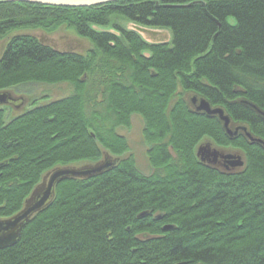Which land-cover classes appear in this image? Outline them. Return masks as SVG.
Masks as SVG:
<instances>
[{
  "label": "trees",
  "instance_id": "16d2710c",
  "mask_svg": "<svg viewBox=\"0 0 264 264\" xmlns=\"http://www.w3.org/2000/svg\"><path fill=\"white\" fill-rule=\"evenodd\" d=\"M111 15L168 29L170 40L148 42L116 24L96 28ZM62 25L91 48L60 51L15 34L0 52V90L32 82L73 88L41 104L32 98L7 122L0 107V218L17 212L56 163L96 159L102 149L126 153L117 129L133 113L143 117L152 170L141 172L129 156L99 175L59 182L17 243L0 249V264H264V148L233 139L248 150L238 174L197 163L192 149L202 135L228 141L216 118L191 112L180 94L220 105L264 140V119L241 103L264 111V0L0 2V35ZM167 219L174 222L163 228Z\"/></svg>",
  "mask_w": 264,
  "mask_h": 264
},
{
  "label": "water",
  "instance_id": "95a60500",
  "mask_svg": "<svg viewBox=\"0 0 264 264\" xmlns=\"http://www.w3.org/2000/svg\"><path fill=\"white\" fill-rule=\"evenodd\" d=\"M15 1L36 3L46 6L90 7L117 0H0V2ZM16 34H25L28 36L36 37V35L29 32H21ZM37 39L42 43L52 46L56 50L67 52L73 51L81 53V51L58 49L55 46L47 43L45 40H42L40 38ZM19 99L20 100L17 101V99L12 96V94L9 93L7 90L0 91V107L4 105H13L19 107L23 104V99ZM186 103L188 109L191 112L204 115L208 118H216L217 121L220 123L223 133L228 139L233 140L238 136H243L250 144L255 143L264 148L263 139L252 135L249 132V129L241 123L232 124L231 117L228 113L225 112L222 107H212L208 100L203 97L198 98L195 95L190 98V104L187 100ZM241 103L254 110L257 116L264 119V111L258 108L255 104L247 100L241 101ZM219 148L212 146L211 142H204L197 146L195 150V158L199 163L215 170L216 162L219 157L226 158V160L229 159L228 165H230L232 168H239L243 165L242 158L244 157L242 153L240 155V153L235 151L234 155H225L221 157L219 152L222 149ZM101 152L103 158L94 163H88L89 165H84L80 167L55 166L51 168V170L45 172L42 175L41 180L33 186L29 194L23 200L21 208L9 217L0 218V249L11 247L17 243L23 228L30 222V220L36 214L43 211L51 204L55 195V186L59 182L71 178H90L111 169L119 162L120 158H112L109 153L107 151L104 152L103 149L101 150ZM4 163L5 162L0 163V166ZM225 172L226 171H221L220 173L225 174ZM227 174L231 173L228 172ZM145 214L146 212H143L139 216L141 217ZM168 227L169 225H166L163 228Z\"/></svg>",
  "mask_w": 264,
  "mask_h": 264
},
{
  "label": "rangeland",
  "instance_id": "374dc122",
  "mask_svg": "<svg viewBox=\"0 0 264 264\" xmlns=\"http://www.w3.org/2000/svg\"><path fill=\"white\" fill-rule=\"evenodd\" d=\"M109 25L107 27H96L97 29H105V28H110L113 25H119L121 27L125 28H130L136 30L146 41L148 42H168L170 40V31L165 28H154V27H143V26H138L134 25L133 22L119 16V15H111L109 17ZM21 32H29L34 35H36L37 38H40L42 40H45L47 43L55 46L58 49L62 50H75V51H85L92 46L91 42L86 39L85 37L80 36L77 34L75 31L72 29H67L65 25H62L58 28L51 29V28H18V29H13L12 31H9L5 33L4 35H0V52L3 50L7 40L9 39L10 36L16 33H21ZM3 90H7L9 93L14 96L17 101L20 100L19 98L23 99V104L20 106L18 111H11L8 107H2L4 110V121L7 122L12 118L13 115L16 113L20 112L24 108H29L31 106L30 100L32 98H36L35 102L36 104H41L46 101L50 100H56L60 99L62 97L69 96L71 93H73V88L70 84L67 83H61V84H56V85H47V84H42V83H24L22 85H19L18 87H6ZM1 91V90H0ZM182 93L181 96L185 98L189 104H190V98L192 96H197L198 98H202L199 94L189 91H181ZM206 99V98H205ZM207 100V99H206ZM209 101V100H208ZM34 102V101H33ZM210 102V101H209ZM211 103V102H210ZM8 106V105H6ZM10 106V105H9ZM212 107H221L220 105H215L211 103ZM12 108L15 106L11 105ZM232 121V120H231ZM232 124H240L239 122H234L232 121ZM243 124V123H241ZM245 125L248 129L249 132L256 136L250 128ZM143 129H144V120L143 117L140 116L137 113H133L130 118V124L125 127H119L117 129V133L120 134L121 136L124 137V139L127 142L128 150H126V153L123 154H112L108 150L103 149V151H107L109 155L112 158H125V157H131L133 158V161L135 163V166L137 169H139L141 172L147 174L149 173L152 168L150 165V161L148 158V150H149V144L145 140L144 135H143ZM216 134V133H215ZM222 136L219 134H216L215 137L211 135H202L200 139L196 141V143L193 146L192 153L193 156L195 157V150L198 145L204 143V142H211L212 146L214 147H221L223 145L227 146L230 149L235 150L236 148L238 153H242L245 162L247 163V158H248V150L247 153L243 151L246 149V146H244L243 141L241 140H235L234 142L232 140H229L226 138L228 142H221ZM219 138V139H218ZM221 139V140H220ZM103 158L102 152L99 157L96 159H81L79 161L75 162H70V163H65V162H58L56 163L57 166H71V167H80L84 165H89L88 163H94L96 161H99ZM199 163V162H197ZM201 164V163H199ZM91 165V164H90ZM204 166L203 164H201ZM56 166V167H57ZM205 167V166H204ZM51 170V169H50ZM174 222L173 220H164L162 223L164 225L166 224H172ZM145 232V231H142ZM150 232V231H148Z\"/></svg>",
  "mask_w": 264,
  "mask_h": 264
},
{
  "label": "flooded vegetation",
  "instance_id": "af4514ba",
  "mask_svg": "<svg viewBox=\"0 0 264 264\" xmlns=\"http://www.w3.org/2000/svg\"><path fill=\"white\" fill-rule=\"evenodd\" d=\"M21 106V105H20ZM20 106H15L14 108H12L11 106H7L10 108L11 111H18ZM2 107V106H1ZM238 137H241V136H238ZM237 137V138H238ZM219 149H222L220 150L219 154L221 155V157L225 156V155H234L235 151H237L238 148H236L235 150L233 149H230L228 148L227 146L223 145L221 146ZM238 154V153H237ZM241 155V154H240ZM243 160V165L239 168L235 167V168H232L230 165H228V161L229 159L226 160V158H218L217 159V162H216V170L221 172V171H226L225 174H227L228 172L231 173V175L233 174H238V173H241L243 172V170H245V166H246V162L244 160V158H242ZM231 161V160H230ZM206 166V165H204ZM207 167V166H206ZM224 174V173H223Z\"/></svg>",
  "mask_w": 264,
  "mask_h": 264
}]
</instances>
